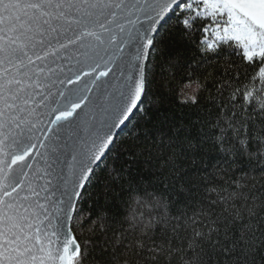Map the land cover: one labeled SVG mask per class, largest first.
Listing matches in <instances>:
<instances>
[{"label":"snow or ice","instance_id":"1","mask_svg":"<svg viewBox=\"0 0 264 264\" xmlns=\"http://www.w3.org/2000/svg\"><path fill=\"white\" fill-rule=\"evenodd\" d=\"M0 264H264V0H0Z\"/></svg>","mask_w":264,"mask_h":264}]
</instances>
